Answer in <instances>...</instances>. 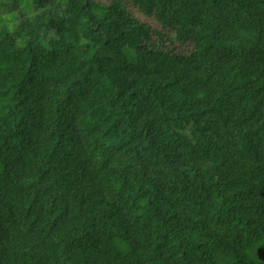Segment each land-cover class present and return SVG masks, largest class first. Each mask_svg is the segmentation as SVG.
<instances>
[{
    "label": "trees",
    "instance_id": "obj_1",
    "mask_svg": "<svg viewBox=\"0 0 264 264\" xmlns=\"http://www.w3.org/2000/svg\"><path fill=\"white\" fill-rule=\"evenodd\" d=\"M0 264H264V0H0Z\"/></svg>",
    "mask_w": 264,
    "mask_h": 264
}]
</instances>
